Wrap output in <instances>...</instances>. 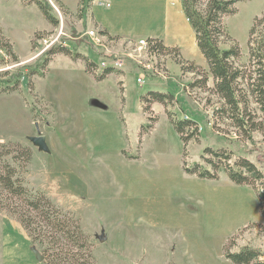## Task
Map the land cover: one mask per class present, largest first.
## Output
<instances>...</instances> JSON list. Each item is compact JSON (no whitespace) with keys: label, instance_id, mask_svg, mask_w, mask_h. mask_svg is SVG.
<instances>
[{"label":"rangeland","instance_id":"1","mask_svg":"<svg viewBox=\"0 0 264 264\" xmlns=\"http://www.w3.org/2000/svg\"><path fill=\"white\" fill-rule=\"evenodd\" d=\"M41 1L58 23L57 9L62 13L72 37L62 48L70 54L39 55L40 38L58 24H50L33 0H0V30L18 56L16 61L0 48V143L31 150L30 163L13 164L19 177L30 191L80 219L94 264H232L225 256L230 246L231 252L245 246L264 252V202L258 205L255 191L230 184L224 168L217 181L184 172V165L209 157L204 151L211 148L229 152L231 162L245 157L264 176V118L258 107L250 106L257 131L246 140L229 114L215 116L225 104L208 66L200 68L207 86L193 89L200 77L183 74L173 54L136 52L143 65L124 57L123 72L99 81L105 71L88 72L82 57H72L87 54L100 66L101 55L88 39H79L93 27L89 15L84 22L57 0ZM200 5L204 9L206 0ZM235 7L223 20L220 48L229 50L236 41L241 56L234 64L242 68L249 66V32L264 13V0H238ZM125 48L119 56L132 53ZM185 58L194 60L191 49ZM137 70L146 77L143 87ZM152 92L173 100L148 103ZM168 113L197 123L200 141H191L185 155ZM39 136L46 138L48 152L30 140ZM255 185L264 190V178ZM103 235L106 242L100 241ZM43 249L15 217L0 210V264H30L35 252L44 257ZM39 263L46 264L45 257Z\"/></svg>","mask_w":264,"mask_h":264},{"label":"trees","instance_id":"2","mask_svg":"<svg viewBox=\"0 0 264 264\" xmlns=\"http://www.w3.org/2000/svg\"><path fill=\"white\" fill-rule=\"evenodd\" d=\"M93 1L80 0L78 15L84 22ZM182 1L186 17L195 32L197 46L215 81V92L225 104L215 116L229 114L228 118L244 133L245 139L251 140L252 134L257 131L251 124L250 116L254 113L250 109L251 104L258 107L264 118V13L260 18L255 19L249 32V66L238 68L234 64V61L241 56L237 42L233 40V47L229 50L220 48V41L226 36L223 20L236 13L235 6L238 0H206L204 9L200 8L202 6L200 0ZM32 3L39 8L50 24L54 26L58 24L46 2L33 0ZM148 42L150 54H173L178 57L177 64L183 74L200 77L191 84V88L203 89L207 86L208 77L205 73H200L201 67L184 60L177 51L168 50L162 42L152 39ZM0 48L5 49L18 61V56L1 30ZM48 52L50 56L60 53L70 54L67 49L58 46ZM72 57L74 59L82 57L88 72L95 67V63L80 53H74ZM50 60L47 59L46 62ZM113 72L105 71L98 80H103ZM147 95L153 96L152 100L146 98L148 103L158 102L166 105L169 104L168 100H173L170 94L152 92ZM143 98L141 101L144 100ZM168 118L184 143L185 155L191 141H200L197 135V123L190 119L176 120L170 113ZM204 153L209 157L201 156L200 161L191 166L184 165V172L187 175L217 181L218 171L224 168L225 174L232 183L238 186H250L257 194L260 204L264 202V190H258L255 185L256 180L264 176L253 163L245 157H238L231 162V154L225 150L214 151L206 148ZM31 158L32 152L27 147L20 144L0 143V210L15 217L33 242L39 243L44 248L43 256L46 264H94L92 245L83 231L80 219L71 212H64L42 193L35 194L30 191L19 177L18 167L13 164L23 163L22 167H24L30 163ZM215 159L221 163L215 162ZM261 213L264 217L263 209ZM230 248L225 250V256L232 264H264V252L261 250L245 246L231 252Z\"/></svg>","mask_w":264,"mask_h":264},{"label":"crops","instance_id":"3","mask_svg":"<svg viewBox=\"0 0 264 264\" xmlns=\"http://www.w3.org/2000/svg\"><path fill=\"white\" fill-rule=\"evenodd\" d=\"M57 1L71 14L78 12L80 0ZM73 3L74 8L69 6ZM88 15V23L93 25L90 30L97 28L114 42L111 49L116 55L121 53L125 46V49H129L132 44L141 40L152 39L162 42L168 50L177 51L186 61L204 69L207 66L197 46L195 32L186 17L182 0H94L90 4ZM187 49H191L194 60L185 58ZM85 55L93 59L90 55ZM97 107L102 106L97 104ZM256 201L259 205L258 198ZM101 237L106 238L104 242L108 240L105 235ZM30 264L40 263L33 255L30 257Z\"/></svg>","mask_w":264,"mask_h":264},{"label":"built area","instance_id":"4","mask_svg":"<svg viewBox=\"0 0 264 264\" xmlns=\"http://www.w3.org/2000/svg\"><path fill=\"white\" fill-rule=\"evenodd\" d=\"M57 9V8H56ZM59 16L58 26L48 35L43 36L39 40V44L43 48L44 51L40 52L39 55L43 54L45 51L50 50L53 47H67L65 44V40L68 38L72 39V37L67 33L66 25L63 20L62 13L57 9ZM61 20V22H60ZM86 38L89 40L93 48L97 51L98 55H101L102 60L100 66L95 65V67L99 68L102 71H122L125 69V58L134 59L138 65H143L142 57H135L133 54L136 52H149V42L148 40H141L137 44H132L130 47L132 49V53L127 52L125 56H119L113 53L111 47L114 45V42L110 41L102 32H100L97 28H93L89 31L83 33L79 39ZM137 84L140 87H143L146 83V77L140 70H137ZM161 74L159 73V76Z\"/></svg>","mask_w":264,"mask_h":264},{"label":"water","instance_id":"5","mask_svg":"<svg viewBox=\"0 0 264 264\" xmlns=\"http://www.w3.org/2000/svg\"><path fill=\"white\" fill-rule=\"evenodd\" d=\"M35 146L39 148L40 151L48 152V146L46 143V138L44 136H39L35 138L30 139ZM106 240L105 237H101L100 241L104 242ZM35 256L39 262H42L44 260V257H42L38 252H35Z\"/></svg>","mask_w":264,"mask_h":264}]
</instances>
